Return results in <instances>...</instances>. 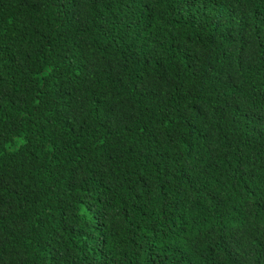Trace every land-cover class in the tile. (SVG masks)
Instances as JSON below:
<instances>
[{
  "label": "trees",
  "instance_id": "1",
  "mask_svg": "<svg viewBox=\"0 0 264 264\" xmlns=\"http://www.w3.org/2000/svg\"><path fill=\"white\" fill-rule=\"evenodd\" d=\"M0 264H264V0H0Z\"/></svg>",
  "mask_w": 264,
  "mask_h": 264
}]
</instances>
